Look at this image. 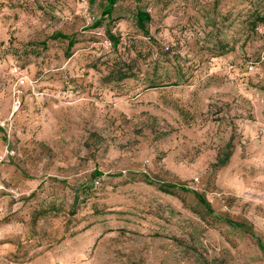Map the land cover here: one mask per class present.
Returning <instances> with one entry per match:
<instances>
[{
  "label": "rangeland",
  "instance_id": "rangeland-1",
  "mask_svg": "<svg viewBox=\"0 0 264 264\" xmlns=\"http://www.w3.org/2000/svg\"><path fill=\"white\" fill-rule=\"evenodd\" d=\"M105 6L0 0V264H264V0Z\"/></svg>",
  "mask_w": 264,
  "mask_h": 264
},
{
  "label": "trees",
  "instance_id": "trees-1",
  "mask_svg": "<svg viewBox=\"0 0 264 264\" xmlns=\"http://www.w3.org/2000/svg\"><path fill=\"white\" fill-rule=\"evenodd\" d=\"M89 1H90V3H93L96 0H89ZM101 1L105 2L106 6H105L100 18L93 25V28L101 27L103 22L106 20L111 22L113 19L115 7L118 3V0H101ZM151 21H152V18L148 12L143 11V10H139L137 12V15H136L137 26L146 36H149V30L147 29V25L150 24ZM109 37H110V40L114 43V45H117L119 43V39L116 38L113 34L109 33ZM52 39L53 40H59V39L60 40H67L68 41V50L72 49V47H74V45L76 44V41L74 40V38L72 36L64 35L61 33L56 34L55 36H53ZM127 78H129V76L127 74H125V75L121 76L120 79L124 80ZM154 87H156V86H152V88H154ZM230 158H231V154H227L223 158H220L219 165L225 166L229 162ZM94 175L96 177L102 176V174L100 172H97V171L94 173ZM175 189H177L175 186H166L163 188V191H165L166 193H172V191H174ZM182 189L184 191H187V192L193 194L195 196V198L198 200V202L202 206H204L208 212L213 213L212 208H211V204L206 200V198L203 195H201L195 191H192V190H187L186 188H182Z\"/></svg>",
  "mask_w": 264,
  "mask_h": 264
},
{
  "label": "built area",
  "instance_id": "built-area-1",
  "mask_svg": "<svg viewBox=\"0 0 264 264\" xmlns=\"http://www.w3.org/2000/svg\"><path fill=\"white\" fill-rule=\"evenodd\" d=\"M250 70H253V67H250ZM19 84L20 85H24L25 84V78L21 77L19 80ZM3 127L5 126V124L2 125ZM4 162V158H0V165ZM5 190V186L4 184L0 181V192Z\"/></svg>",
  "mask_w": 264,
  "mask_h": 264
}]
</instances>
